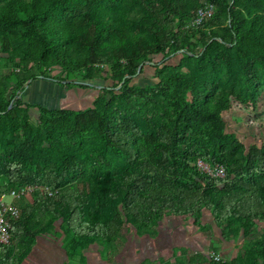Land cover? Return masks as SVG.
Here are the masks:
<instances>
[{"label": "trees", "instance_id": "obj_1", "mask_svg": "<svg viewBox=\"0 0 264 264\" xmlns=\"http://www.w3.org/2000/svg\"><path fill=\"white\" fill-rule=\"evenodd\" d=\"M202 1L0 0L1 48L66 73L62 79L30 74L32 81L100 90L87 110L39 104L37 124L29 120L34 104L23 99L25 87L12 106L0 90V130L10 133L0 151V197L15 184L57 189L37 191L13 221L10 243H0V264H18L61 217L75 238L101 243L106 259L124 247L128 223L156 236L159 219L174 214L193 217L203 229L207 209L232 240L240 232L249 237L264 221V145L246 152L225 131L223 117L233 103L252 110L261 104L264 0H204L214 12L186 28ZM180 50L178 65L155 64L158 82L151 90L163 95L165 110L148 134L116 102L115 88L97 81L107 79L101 67L126 85L151 55L168 59ZM199 158L222 164L226 176L203 173ZM250 255L264 264V235Z\"/></svg>", "mask_w": 264, "mask_h": 264}, {"label": "rangeland", "instance_id": "obj_2", "mask_svg": "<svg viewBox=\"0 0 264 264\" xmlns=\"http://www.w3.org/2000/svg\"><path fill=\"white\" fill-rule=\"evenodd\" d=\"M204 2L203 0L201 7L205 6ZM197 11L186 21L184 25L186 28L199 25L194 23ZM210 29L223 33L220 26H210ZM196 50L200 51L201 47H197ZM182 56V50L172 54L168 59H164L163 54L151 55V60L145 65L142 63L138 73L131 77L126 85L123 84L124 80L120 82L119 79H112L110 68L102 66V75L107 79L97 81L113 86L115 88L113 97L116 102L123 101L127 105V112L143 126L144 132L151 134L159 123L157 115L165 110L163 95L151 90L158 82L155 64L166 60L165 64L175 66L179 64ZM41 72L60 79L66 76L59 66L40 67L36 63L27 61L25 57L22 58L13 52H5L0 45V90L6 89L5 96L7 100L11 99V106L15 103L14 94L20 93V90L28 87L29 84L30 87L24 90L26 91L24 99L33 101L41 100L43 93L57 86V82L53 80L38 78L32 81L29 78L30 74ZM75 88L78 89L64 92L68 96L64 93L50 95V97L53 96L52 100L46 105L49 107L61 105L63 109L76 111L93 107V102L100 94V90ZM110 97L111 94L107 93L106 99ZM59 98L64 99L65 102L60 104ZM260 101L261 104L257 110L244 109L243 106L233 103L232 108L223 113L226 122L225 131L234 134L237 140L244 144L246 152L252 145H264V120L260 119L264 116L262 103L264 88H262ZM22 108L24 109L25 105H22ZM28 115L29 120L37 124L40 109L30 108ZM9 134L0 130V151L6 145ZM37 191L56 192L57 189L39 183L23 186L15 184L0 197V212L4 214L10 230L13 221L22 215L27 206L33 204ZM10 207L16 212L13 213ZM201 222L206 224L203 229L195 225L193 217L167 214L157 222L156 236L140 234L134 225L128 223L124 230L127 237L124 247L114 258L106 259L101 243L75 238L65 231L66 223L61 217L51 224L47 232L37 238L35 245L18 264H216L235 257L238 258L236 264H263L262 259H258L257 263L253 262L250 254L253 243L264 235V221H258L251 228L249 237H244L240 232L239 236L232 240H226L222 236L221 228L214 223L213 216L207 209L203 211Z\"/></svg>", "mask_w": 264, "mask_h": 264}, {"label": "built area", "instance_id": "obj_3", "mask_svg": "<svg viewBox=\"0 0 264 264\" xmlns=\"http://www.w3.org/2000/svg\"><path fill=\"white\" fill-rule=\"evenodd\" d=\"M214 9V5L210 3H207L204 7L199 8L194 23L200 24L206 16L211 15L214 12ZM197 166L203 173L213 178H224L226 176V170L222 164H211L199 158V160L197 161ZM13 193H15V191H13ZM48 193L52 194L53 192ZM10 209H12L13 213L16 212L12 207H10ZM10 241V226L6 218L4 217V214L0 212V243L8 244L10 243Z\"/></svg>", "mask_w": 264, "mask_h": 264}, {"label": "crops", "instance_id": "obj_4", "mask_svg": "<svg viewBox=\"0 0 264 264\" xmlns=\"http://www.w3.org/2000/svg\"><path fill=\"white\" fill-rule=\"evenodd\" d=\"M30 87V84L28 85V87H26V88H29ZM67 89V90H66ZM70 89H78V88H75V87H67V86H64V85H62V84H60V83H58L57 82V86H55V87H53V88H51V91H49V92H46V93H43V96L41 97V100H35V101H33V100H28V99H24V96H25V92L22 94V96H23V99L25 100V101H27V102H29V103H32V104H34L31 108H39V104H42V105H45V106H48V105H46L47 103H48V101H51L52 100V98L51 97H53V96H51L50 97V95H53L54 93H58V94H63L65 91H68V90H70ZM83 89V88H82ZM27 90V89H26ZM65 94V93H64ZM65 96H68V94L66 95L65 94ZM67 98V97H66ZM64 99H62L61 100V98H59V101H60V104H62L63 102H65V101H63ZM43 101H45V102H43ZM47 101V102H46ZM49 107V106H48ZM56 107H60V108H62L61 107V105H58V106H56Z\"/></svg>", "mask_w": 264, "mask_h": 264}, {"label": "water", "instance_id": "obj_5", "mask_svg": "<svg viewBox=\"0 0 264 264\" xmlns=\"http://www.w3.org/2000/svg\"><path fill=\"white\" fill-rule=\"evenodd\" d=\"M140 69V68H139Z\"/></svg>", "mask_w": 264, "mask_h": 264}]
</instances>
